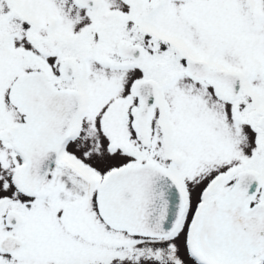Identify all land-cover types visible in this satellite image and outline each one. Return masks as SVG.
Listing matches in <instances>:
<instances>
[{
	"label": "snow or ice",
	"instance_id": "obj_1",
	"mask_svg": "<svg viewBox=\"0 0 264 264\" xmlns=\"http://www.w3.org/2000/svg\"><path fill=\"white\" fill-rule=\"evenodd\" d=\"M0 264H264V0H0Z\"/></svg>",
	"mask_w": 264,
	"mask_h": 264
}]
</instances>
